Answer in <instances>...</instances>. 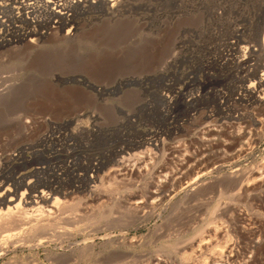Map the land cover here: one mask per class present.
Listing matches in <instances>:
<instances>
[{"label": "rangeland", "instance_id": "obj_1", "mask_svg": "<svg viewBox=\"0 0 264 264\" xmlns=\"http://www.w3.org/2000/svg\"><path fill=\"white\" fill-rule=\"evenodd\" d=\"M115 1L112 10L84 2V11L69 10L74 16L51 29L42 3L31 25L21 16L29 3L0 0L7 19L0 35L11 39L0 44V157L16 150L14 173L28 179L61 165L65 189L84 184L66 165L79 175V163L91 161L101 166L98 178L106 174L90 183H100V198L82 190L67 198L57 229L65 239L18 253L46 264L51 255L72 259L67 264H264V103L238 93L244 60L264 62L252 51L264 28V0ZM69 27L75 31L67 38ZM47 118L66 133L48 132ZM78 124L83 128L73 132ZM45 132L48 141L36 140ZM25 143L29 149L17 153ZM238 172L245 175L236 187L217 184ZM193 178L203 181L200 194H191ZM152 180L176 186L153 211L129 209L127 195ZM240 182L248 191L237 192ZM215 215L222 216L213 223L217 233L204 225ZM13 256L0 264L24 259Z\"/></svg>", "mask_w": 264, "mask_h": 264}, {"label": "bare ground", "instance_id": "obj_2", "mask_svg": "<svg viewBox=\"0 0 264 264\" xmlns=\"http://www.w3.org/2000/svg\"><path fill=\"white\" fill-rule=\"evenodd\" d=\"M14 2H16V0H14ZM84 2H89V4H92L93 6H96L97 4L99 6H102V7L106 6V7H108V10L109 9H111V10L115 9V6L118 4V3H116L115 0H36L34 3L35 4L36 3H38V4L42 3L41 5L40 4L39 5L43 6L42 8H43L44 12H47L48 15L50 14V18H48L47 20H49L51 25L53 24V26H51V27L54 28L56 26L55 24L57 23L55 21H58V22L66 21L67 22V21H69L71 19V17L74 16L72 13H69L70 12L69 10H75V12L76 11H80V10L84 11L85 10V6L87 5V3H84ZM17 3H20V4L21 3H29V4L26 5V9L31 8L30 10H28L29 12L25 9L26 10V14H24L25 12L24 13L21 12V13H23L21 16L26 17L27 19H30L31 22H32V19L38 18L37 16H35V13L33 12L36 9H39V7H38L39 5L38 4L35 5L29 0H22V1L18 0ZM17 3L15 5H13V6L16 7V5H18ZM31 3L33 5H31ZM23 5L25 6V4H23ZM24 6H23V8H24ZM7 7H8V5L5 6L4 8L6 9ZM11 7L12 6H10V8ZM17 7H19V6H17ZM21 7H22V5H21ZM23 8H21V9H23ZM8 11L9 10H7L6 12H8ZM10 12H11L10 15L11 14L13 15L14 13H16L14 11V9H10ZM76 13L78 14V12H76ZM30 14H32V15H30ZM38 14H39V12H38ZM33 15L35 17H33ZM17 18L20 19L19 17H17ZM43 19H45V18H43ZM6 20H2L0 18V25L6 27L7 26ZM34 22H32V24L31 23L30 24L33 25V24H36V23L38 24L39 23V22H37V20H36L35 23ZM58 25H60V24H58ZM56 27L58 29V26H56ZM260 27L261 28H260V30H258L259 32H258V35H257V36H259L258 37V43H257L258 46H257V49H254L252 51L254 53L261 52L264 55V28L261 25H260ZM59 28L61 29V26ZM19 29L22 30L21 31L22 33L27 32V31H25L22 28H19ZM47 29L49 30V28L47 27L44 32L41 31V33L40 32H38V33L39 34L46 33ZM29 30L30 29H28V31ZM31 30H33V28ZM74 31H75V29H73L72 27L71 28L69 27L67 29V32H66L67 38H68V36L73 35ZM35 33H37V31H35ZM19 34H21V33H19ZM32 34H33V32H32ZM2 36H6V35H2ZM2 36L0 35V44L1 45L4 44V43H10L11 42L10 38H6V37H2ZM15 36H14V38H15ZM30 41H32V43L35 42L36 41V37L31 39ZM251 61H252V58L249 57V59H248V57H247V59H245L244 62H243L241 70H242V72L244 74L242 76H240L241 77L240 81L243 82V83H240V84H244V87L242 88L241 92H238V93H240V95H242V93L244 92L245 96L248 97V99H254V101H259L260 103H264V96H263V91H264V62L263 61L257 62L258 61L257 60V61H255L256 63H251ZM248 63H250V64H248ZM254 119H255V117H254ZM44 121L48 125L47 126L48 127V132H50V131L52 133L53 132H55V133H59L60 132L58 129L56 130V128L53 126L55 124V122H53L49 118H47ZM26 122H28V121H26ZM71 122H72L71 120L67 119V120L63 121L62 125L63 126H68ZM24 127H26V126H24ZM82 128L83 127L79 126V124H78V127L75 128L73 132H79V131H81ZM64 133H66V132H63V133L60 132V136H63ZM25 135H26V133H25ZM239 135H240V133H239ZM49 137H50V135L47 132L41 133V134L39 133V135H37V137H36V140L38 139V141L44 143V142L48 141V139H50ZM25 138H27V135L24 137V139ZM239 138H241V137H239ZM149 140L152 141L151 143H154V141H155V139H153V138H150ZM26 142H28L27 139H26ZM40 142H38V143L40 144ZM21 143H18V144L20 145ZM36 143H35V146H36ZM18 144H17V146H19ZM26 145H27L26 143L22 144L19 147L20 151L17 152V153H20V154L23 155L26 152L25 151L26 148H28ZM17 146H16V148L18 149ZM31 148H33V146ZM15 151H14V153H15ZM118 152L119 153H123V149L119 150ZM11 153L10 154L9 153L8 154L5 153L3 155V157L2 156L0 157V259L8 256L10 253H14V256H13L14 258H15V256H18V255L22 256L23 255L24 259L23 260H17V259H13L12 260V258H9L4 264H46L45 261L39 259L37 256H34L32 254H24V253H22V255H20L18 253L19 249H21V252H22V251H24L23 249L25 248V246H31L33 251H37L38 252L42 247L47 246L48 244H51L52 242L62 241L63 239L66 238L67 235H65L64 233L58 232L57 229L59 228L58 227L59 224H61L65 220V217H66V216H64V214H65L64 210L66 209V207L69 206V204H68L69 202L67 201V198L73 196L76 191L78 192L80 190L87 191L94 198H100L102 196V194H103V193H101L98 190V189H100L99 188V184L100 183L98 184V186L97 185H90V183H92V182L95 183L96 182V179L98 178L99 172L101 170L100 169L101 166L97 167L99 165H97V163H93L91 161H88V162H85V163L84 162L83 163H79L80 164L79 166H80L81 170H83V172H81V174H79V175H76V174L73 173L74 171H70V165H66L64 168H62V169H64V172H68V173L72 174V177H74L73 179H75L78 176V179L80 181H82L84 184L81 187L77 186L75 189H73L75 184H72V185L70 184L71 185L70 188L65 189L64 187L61 186L62 182H64V178L62 177L63 175L61 176L62 173L58 172V170H61V167H60L61 165L58 167V165L54 164V162H53V164L50 166V168L52 169V171H51L52 173H50V174L48 173L47 177H45L44 175H43V177H41L40 174H37L36 178L34 177L35 179H32V178L28 179V177L31 176V175H27V174L15 175L14 168H15L16 164H14V159H16V158L13 157V156H16L17 154H14V153L11 154ZM117 155H119V154H117ZM136 156L137 155H135V157ZM24 157H26V156H24ZM142 157H143L142 155L138 156L137 159L140 158V160H141ZM19 158H21V157H19ZM143 159H144V157H143ZM120 160H123V159L121 158ZM120 160H119V163H117L118 161L116 160V163L119 166V167L118 166L117 167L120 168V170L123 169V171H124V168L127 169V167L124 164H122L120 162ZM127 161H129V159ZM144 162L145 161H143V163ZM56 163H57V161H56ZM127 163H129V162H127ZM127 163H126V165H127ZM136 163H134V161H133V165L136 164ZM143 163H141V165ZM146 167H147V163H146ZM118 168L115 167V169L114 168L113 169L115 171H117ZM114 170L113 171L111 170L112 173L114 172ZM107 171L110 173L109 169H107ZM138 171H141V170L139 169ZM257 171H259V170H257ZM36 172H37V170L35 171V175H36ZM118 172H120V171L118 170ZM130 172L131 171H129L128 174H131ZM174 172L176 173V171H174ZM259 172L263 173V171H259ZM124 173H122V174H124ZM126 173H127V171H126ZM255 173H256V169L252 170L251 171V177L253 175H255ZM101 175H102V177H101ZM101 175H100V177L103 178L106 174H104V176H103V174H101ZM234 175H235V177H227V178H223V179L219 180L217 182V184L220 187H221V185H224V184H227L228 187L229 186L231 187V186L235 185L236 182L238 184V181L239 180L241 181L242 180L241 178L245 174L243 172H240V173L238 172V173H235ZM236 175L239 176V178H236ZM110 176H112V174ZM197 179L195 178V180H194V178H193L194 181L192 180L193 181L192 182L193 187H191V190H190L191 194H195V193L204 191L203 181L201 183ZM167 180H169V179H167ZM172 180H173V177H172ZM247 180L249 182V179H247ZM174 181H172V182H174ZM200 181H201V179H200ZM157 182H155V181L153 182V180H152V182H150V181H149V183L147 182L148 186H145L143 188V190L140 191V193H137L136 191L135 192L133 191L134 193L130 192L131 193L130 196L127 195L128 197L126 196L127 198L124 199L125 202L127 203V205L129 206V209H132V210H134L136 212L143 211V210H146V209H147V211L152 210V209L154 210L158 205H160V203H162L163 200L165 201V199L168 198L171 195L170 191L172 189L169 190V188H171V187L174 188V186H176V185L171 186L169 184L167 185V181H166V184H164L163 183L164 181L162 182V180L159 183H157ZM73 183H75V182H73ZM246 184H247L246 182L245 183H243V182L241 183L240 182V184L237 187V188H239V190L237 192H239L240 189H245L246 191H248L247 190L248 188L246 187L247 186ZM236 185H235V187H236ZM233 188H234V186H233ZM225 189L227 190V188H225ZM192 191L194 193H192ZM198 194H200V193H198ZM194 209H195V206H194ZM208 210H209L208 213H210V216H211L214 213L215 207L214 206L213 207H209ZM221 217H222L221 215H220V217L215 215L212 218L209 217L210 219L209 218L204 219L205 220L204 221V225H208V227H211V224L214 225L213 223H216V220L218 218H220V220H221ZM216 224L214 225V231H213L214 233H217L220 230L219 225H216ZM200 229L201 228H199V232L202 230V229L201 230ZM197 232H198V230H197ZM191 238L193 239L194 236L191 237ZM201 241H202V239H201ZM194 245H195V242L191 241L186 246L189 247V248H193ZM198 245H200V244H198ZM222 254H224L223 250H222ZM70 255H72V254H70ZM188 255L191 256V254H188ZM64 257L65 258L63 259V255H58V256L51 255V256H48L46 259H48L49 261H52L53 264H67L68 261L70 262L72 260V259L68 260L69 258L67 256H64ZM74 260L75 259H73L72 262H74ZM215 260H217V259H215ZM215 260H213V262H216ZM213 262H212V264H218L217 262L216 263H213Z\"/></svg>", "mask_w": 264, "mask_h": 264}, {"label": "built area", "instance_id": "obj_3", "mask_svg": "<svg viewBox=\"0 0 264 264\" xmlns=\"http://www.w3.org/2000/svg\"><path fill=\"white\" fill-rule=\"evenodd\" d=\"M17 1L18 0H16V2H14V0H13V3H17ZM20 1H22V0H20ZM29 1H31L32 3H34L36 0H29ZM51 26H53V25H51ZM51 26H48V27H50L52 29ZM45 30H46V28L44 30H41V31L44 32Z\"/></svg>", "mask_w": 264, "mask_h": 264}]
</instances>
